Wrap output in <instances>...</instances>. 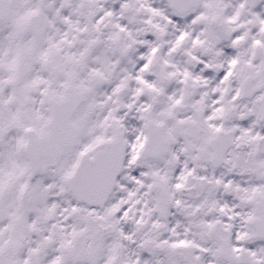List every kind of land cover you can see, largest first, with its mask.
<instances>
[{
  "label": "snow or ice",
  "instance_id": "6c2138e0",
  "mask_svg": "<svg viewBox=\"0 0 264 264\" xmlns=\"http://www.w3.org/2000/svg\"><path fill=\"white\" fill-rule=\"evenodd\" d=\"M0 264H264V0H0Z\"/></svg>",
  "mask_w": 264,
  "mask_h": 264
}]
</instances>
